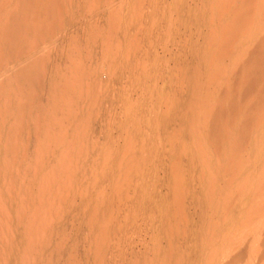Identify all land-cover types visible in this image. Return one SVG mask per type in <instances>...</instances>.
I'll return each mask as SVG.
<instances>
[{
  "label": "rangeland",
  "instance_id": "rangeland-1",
  "mask_svg": "<svg viewBox=\"0 0 264 264\" xmlns=\"http://www.w3.org/2000/svg\"><path fill=\"white\" fill-rule=\"evenodd\" d=\"M242 3L0 0V264H264Z\"/></svg>",
  "mask_w": 264,
  "mask_h": 264
},
{
  "label": "bare ground",
  "instance_id": "bare-ground-1",
  "mask_svg": "<svg viewBox=\"0 0 264 264\" xmlns=\"http://www.w3.org/2000/svg\"><path fill=\"white\" fill-rule=\"evenodd\" d=\"M242 1L244 2V0H241V3H242ZM249 1H252V0H249ZM254 1H255V0H254ZM258 1H259V0H257V2H258ZM228 2H229V1H228ZM247 3H248V2H246V5H248ZM249 3H250V2H249ZM242 4H243V3H242ZM242 4H241V5H242ZM252 4H253V6H254V3H252ZM257 4H258V3H257ZM238 5H239V4H238ZM241 5H239V6H241ZM249 5H250V4H249ZM262 5H263V4H262ZM236 6H237V5H236ZM239 6H238V8H239ZM250 6H251V5H250ZM250 6H249V7H250ZM245 7H246V6H245ZM245 7H244V8H245ZM225 9H226V8H225ZM235 9H237V8H235ZM248 9H249V8H248ZM248 9H246V10H248ZM252 9H253V7H252ZM249 11H250V9H249ZM222 12H223V11H222ZM240 12H241V11H240ZM240 12H239V13L237 12V13L240 14ZM250 12H251V11H250ZM235 13H236V11H235ZM224 14H225V13H224ZM245 14H246V11H245ZM240 18H242V17H240ZM238 19H239V17H238ZM238 19H237V20H238ZM239 20H240V19H239ZM239 20H238V21H239ZM218 21H219V20H218ZM229 21H230V20H229ZM238 21H237V22H238ZM240 22H241V21H240ZM225 24H226V23H225ZM214 25H215V24H214ZM260 43H261V42H260ZM254 50H255V49H254ZM252 52H254V51H252ZM261 56H262V54H261ZM263 56H264V55H263ZM262 60H263V59H262ZM262 60H261V61H262ZM263 61H264V60H263ZM2 75H3V74H2ZM256 77H258V76H256ZM253 79H254V78H253ZM256 80H257V79H256ZM253 81H254V80H253ZM255 82H256V81H255ZM252 84H253V83H252Z\"/></svg>",
  "mask_w": 264,
  "mask_h": 264
}]
</instances>
